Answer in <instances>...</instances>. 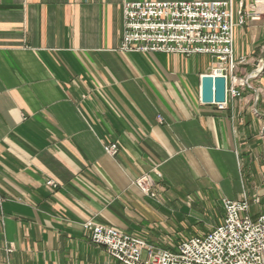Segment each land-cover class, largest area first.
<instances>
[{"label": "crops", "instance_id": "1", "mask_svg": "<svg viewBox=\"0 0 264 264\" xmlns=\"http://www.w3.org/2000/svg\"><path fill=\"white\" fill-rule=\"evenodd\" d=\"M135 1L0 0V264H122L87 220L174 250L222 221L223 198L264 200V64L251 75L264 2L234 26L248 84L218 109L200 97L210 55L118 49ZM230 1L234 19L252 2ZM142 174L154 197L135 185Z\"/></svg>", "mask_w": 264, "mask_h": 264}, {"label": "built area", "instance_id": "2", "mask_svg": "<svg viewBox=\"0 0 264 264\" xmlns=\"http://www.w3.org/2000/svg\"><path fill=\"white\" fill-rule=\"evenodd\" d=\"M262 2L264 0H252L250 8L244 10L240 1L236 19L230 0L125 2L118 49L121 52L210 55L216 63L212 73L226 78V100L228 96H240V87L248 82L247 78L234 74L243 58L235 61L233 57V29L248 20H259L262 13L258 6ZM263 64L264 60H259L251 75L260 74ZM213 104L223 109L226 101ZM262 135L264 138V132ZM104 150L111 156L119 151L115 142L105 144ZM134 183L144 194L156 195L149 174H142ZM46 184L57 186L52 180ZM222 207L224 217L219 225L204 235L182 240L175 250L157 249L139 237L92 220L83 225L91 233V242L103 247L122 264H264V212L252 219L246 199L223 198Z\"/></svg>", "mask_w": 264, "mask_h": 264}, {"label": "water", "instance_id": "3", "mask_svg": "<svg viewBox=\"0 0 264 264\" xmlns=\"http://www.w3.org/2000/svg\"><path fill=\"white\" fill-rule=\"evenodd\" d=\"M201 101L203 103H223L226 101V78L214 73H206L201 77Z\"/></svg>", "mask_w": 264, "mask_h": 264}, {"label": "rangeland", "instance_id": "4", "mask_svg": "<svg viewBox=\"0 0 264 264\" xmlns=\"http://www.w3.org/2000/svg\"><path fill=\"white\" fill-rule=\"evenodd\" d=\"M1 203V202H0ZM264 212V200H262L261 204H255V203H252L250 205V210H249V214L251 216L252 219H255L260 213ZM222 221H218L217 220V224L216 225H219ZM200 226V225H199ZM201 232H196L194 234V230H192V227L188 230L187 232V235L189 236H192V235H204L207 231H208V228L205 226V224L201 225ZM193 228H194V225H193ZM175 250V249H174Z\"/></svg>", "mask_w": 264, "mask_h": 264}]
</instances>
